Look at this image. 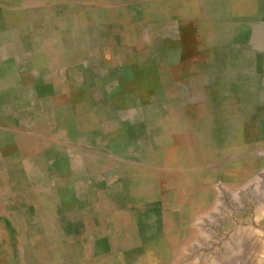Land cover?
Wrapping results in <instances>:
<instances>
[{"label": "crops", "instance_id": "crops-1", "mask_svg": "<svg viewBox=\"0 0 264 264\" xmlns=\"http://www.w3.org/2000/svg\"><path fill=\"white\" fill-rule=\"evenodd\" d=\"M224 1L125 24L0 0V264H34L59 227L58 263L90 264L92 213L138 215L155 157L202 148L212 117L244 127L255 92L264 110V0Z\"/></svg>", "mask_w": 264, "mask_h": 264}, {"label": "rangeland", "instance_id": "rangeland-1", "mask_svg": "<svg viewBox=\"0 0 264 264\" xmlns=\"http://www.w3.org/2000/svg\"><path fill=\"white\" fill-rule=\"evenodd\" d=\"M59 1L63 20L121 16L125 24L164 15L162 7L167 3ZM187 1L226 4L224 0ZM258 103L255 92L244 127L239 115L233 125L218 118L214 123L212 117V123L202 126L203 140L197 142L202 148L182 150L180 163L155 157L154 172L147 173L148 180H141L139 189L131 190L138 193V215L129 214L121 222L114 214L92 213L90 264H264V110ZM43 226L48 229L46 223ZM48 233L45 245L51 247L46 253L30 254L37 260L34 264H59L52 247L71 239L63 236L60 227ZM12 263L20 261L14 258Z\"/></svg>", "mask_w": 264, "mask_h": 264}]
</instances>
